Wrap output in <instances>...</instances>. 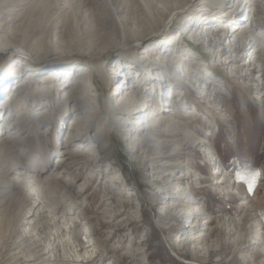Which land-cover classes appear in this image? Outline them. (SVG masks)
<instances>
[{"label": "rangeland", "instance_id": "1", "mask_svg": "<svg viewBox=\"0 0 264 264\" xmlns=\"http://www.w3.org/2000/svg\"><path fill=\"white\" fill-rule=\"evenodd\" d=\"M27 1L22 25L32 26L6 24L0 31V67L14 75L0 100L10 92L14 98L13 84L26 75L21 67L47 64L36 65L45 60L34 56L31 64L21 60L22 38L56 53L47 61L69 58L68 50L99 58L76 59L79 78L71 66L55 82L39 84L47 72H34L28 87L37 89L26 106L12 114L10 102L0 107V137L18 139L0 147V264H263L264 0H211L201 13L193 0L167 29L161 26L190 0ZM0 16V24L12 18ZM213 23L227 31L245 26L244 53L206 46L204 26ZM153 28L162 39L144 46L171 47L161 58L151 53L164 66L153 74L165 89L154 113L150 108L141 121L128 120L116 113L121 101L111 87L118 78L109 76L128 57L114 48ZM254 46L260 50L250 64L241 54ZM132 51L141 60L142 51ZM176 51L179 60L167 64ZM227 56L233 62L223 65ZM142 72V64L132 72L137 85ZM206 78L211 84L204 90ZM141 79V92L156 97L155 82ZM73 87L84 101L79 112ZM167 103L163 134L138 131ZM20 109L26 121L9 125ZM73 133L76 144L66 138Z\"/></svg>", "mask_w": 264, "mask_h": 264}, {"label": "bare ground", "instance_id": "2", "mask_svg": "<svg viewBox=\"0 0 264 264\" xmlns=\"http://www.w3.org/2000/svg\"><path fill=\"white\" fill-rule=\"evenodd\" d=\"M26 0H6L4 1L3 4L0 5V15H10L12 16V18L10 19H6V23L4 24H0V31L3 32L4 31V27L6 24H8V26L10 24H12L13 27H18V26H32L30 25H22V23L25 22L24 17H22V13L25 10V5L28 4V1L26 3H24ZM33 1V0H32ZM211 0H194V5L192 7L197 8V13H201L203 10L205 11L206 9H203L208 5V2H210ZM30 2V1H29ZM200 2V3H199ZM32 3V2H31ZM193 3V0H190L189 3L183 7V8H179L176 9L175 11H173V13L171 14V16L169 17V19L167 20V22L165 24H163V26H161L162 28L167 29L171 23L175 20V17H177L180 13L181 10L185 11V9H187V7ZM195 3L198 5H195ZM221 4V3H219ZM215 5V3H214ZM191 7V8H192ZM219 7V6H218ZM215 9V8H213ZM212 9V10H213ZM26 11V10H25ZM19 12V13H18ZM114 11H112L111 14H113ZM24 14V13H23ZM110 14V15H111ZM196 15V13H194ZM193 14V15H194ZM208 18L210 17H215L216 14L212 13V12H208L207 13ZM191 17V16H190ZM1 18V16H0ZM219 18V17H218ZM29 19V18H27ZM193 20V24L196 25L197 24V20H195V18H192ZM27 23V22H26ZM51 23H55L54 21ZM59 26L61 27L62 25H60V23L58 22ZM227 24V23H226ZM229 24V23H228ZM11 26V27H12ZM52 26V25H51ZM227 25H223L221 23H213V24H206L205 30H204V34L205 36H210L209 38H207V45L209 46V44H211L210 42H212V47L217 45L221 47L220 52H227L228 54L230 53H242L245 49L242 50V46L240 45V42H242L243 45L246 44V42L244 40H242L244 33L245 32V26H243L242 24H232L230 28H232L230 31L224 30L226 29ZM184 27H186V25H184ZM159 29H151L150 32H144L142 33L138 38H136L135 40H133V42H131L130 44H128L125 40H122L121 44H119L117 47L114 48V51H120V56H123L125 54H127L126 56L128 57L124 64V69H122L119 73H117V71H115L116 69H112L110 68V77L112 75H114V79L118 78V81H116V83L112 84L111 90L115 87V93H113V96L115 99L119 98V102L121 103V106L117 108V114H119L120 116H125V118L129 119H134V121H141V119L143 118V114L146 110H149L150 108H154L156 103H160L159 101V96H163V90L165 89V80L161 79V77L159 75L155 76V74H153V72L162 69L164 66L163 65H157L156 64V60H155V56L161 58V56H163V54L166 53L167 49H171L170 46L166 45V47L169 48H165L164 49V45L165 43H161V45H158V48H154V49H148V46L145 47L144 45H148L150 42L151 45H154V47L157 46V44H155L154 42H158L161 41L162 39V35L157 32ZM210 30V32L208 31ZM10 31L13 34L16 33H24V31H16V29H10ZM219 32H223V36L220 38L219 36ZM49 35V34H48ZM47 35V36H48ZM245 36V35H244ZM216 38V39H215ZM248 38V37H247ZM246 38V39H247ZM25 38H22L20 40V50L24 51V56L20 57L21 60L23 62H28L29 64H31L32 62L36 61V59L38 60V58H42V60H45L42 63H36V65H42L44 63H47L46 66L44 65L41 69H34V70H30L28 68H23L22 69V73L24 74L26 72V75H24V77H21V79H19L16 83L13 84L12 88L13 91H15L14 93V98H11V96L9 93V96H7L6 98H2L0 100V107L1 106H7V102H10L12 106L9 107V111L11 112L12 110L16 109L18 106L22 105V108H24L26 106L27 100H29V98L32 96V93L35 91V89H37V87H28L29 84H33L35 81H32L31 78L34 74V72H47L46 73V77L44 80H42L43 82H39V84L42 83H53L57 80V78H61V75L63 74L62 72H60L61 70H64L67 67H71L73 66L74 68H76L77 72L75 73L74 76H76L77 74H80V64H77V62H75L76 59H80L81 57H84V59L88 60L90 63H95V61L99 58V56L93 54V51L90 50H68L65 54V56H69L68 57H63V58H59L62 60H54V61H47L49 60L48 58L56 53H52L51 51H45L44 50V46L36 41V42H28L27 40H23ZM124 42V43H123ZM226 42V44H225ZM224 44V45H223ZM173 46V45H172ZM145 47V48H144ZM55 49V48H54ZM133 50L136 51L134 53L139 54L140 51H142V53H140L141 55V60H139V57H133L129 51ZM158 50V52H157ZM161 50L163 52H161ZM260 49L256 46L253 47V49L251 50L250 53H246V54H241V58L243 59H247V62H249L250 64L252 63V61L255 59L256 53L259 51ZM132 51V52H133ZM157 52V53H156ZM151 53H156L155 56ZM244 53V52H243ZM177 51L175 52L174 55H172L171 57L167 56L166 60H167V64L170 62V60H179L177 59ZM240 55V54H239ZM34 57H36V59H32ZM45 56H48L45 57ZM18 56L14 57V61L17 60ZM227 58L229 59L227 62L224 61L223 65L225 64H230L231 62H233V59L231 58V56H227ZM144 59H146L144 61ZM185 60V59H183ZM39 61V60H38ZM161 62H163V60H160ZM241 61V60H240ZM82 64V63H81ZM138 64V65H137ZM144 65V68L146 70V73H140L137 74V78L139 79V84L143 83V79H141V76H149L148 82H155L156 84V88H155V93L157 94V96H151V94L149 95V90L146 88V91L144 93L141 92V87H139V84L137 85V83L135 82V80H131L133 75L132 72L137 70V67H140V65ZM173 64V63H172ZM222 64V63H221ZM245 65V62L242 63V66ZM122 66V65H121ZM137 66V67H136ZM79 68V70H78ZM120 68V66H119ZM171 68H173L171 66ZM2 68L0 67V95H1V90H4V88L7 87L8 83L10 84L12 81V75L11 73H5L3 72V70H1ZM75 70V69H74ZM20 71V70H19ZM238 71V70H237ZM138 72V71H137ZM141 72V70H140ZM191 72V71H190ZM190 72L187 74H184L186 77H190ZM70 73V72H69ZM193 73V72H192ZM59 75V76H57ZM73 75V74H72ZM196 75V73H195ZM108 76V77H109ZM77 78L80 77V75L76 76ZM109 77V78H110ZM119 78H123L119 82ZM134 78V77H133ZM154 78V80H153ZM165 78V77H164ZM248 78V77H247ZM131 80V81H130ZM167 80V77H166ZM141 81V82H140ZM112 82V79L108 80V85H110V83ZM130 82V83H129ZM210 82L209 80H207V78L205 79V82L203 84V88L205 90V88H208L210 86ZM137 86V87H136ZM142 86H146V84H142ZM30 89V90H29ZM72 99H77L75 105L76 107L74 108L75 112H79L81 111V109H83V105H84V101L82 99H80L79 97H77L76 95L80 92L75 89V87H73L72 89ZM162 92V93H161ZM46 93V92H44ZM124 93V94H123ZM123 95V96H122ZM205 95V94H204ZM34 97L36 98L37 96L34 94ZM47 99H52L50 96H44ZM64 99H68L70 100V92L67 94V96H64ZM22 101V102H21ZM69 102V101H68ZM119 103V104H120ZM123 105V106H122ZM163 106H170L168 103L165 105H162V109L160 111V113L157 115V113H155L157 116L153 117L150 121H146L139 126L138 131L140 132H144V134L146 135L149 132H154L157 133L159 135L163 134V130H160L161 127L164 128V126L166 127L169 123V121L167 120V117L164 116L163 112H167L166 108ZM21 108V107H20ZM21 110V109H20ZM155 108L152 110L153 113L155 112ZM160 109H158L159 111ZM13 112V111H12ZM11 112V114H12ZM152 113V114H153ZM10 114V115H11ZM9 115V116H10ZM12 116V115H11ZM27 116V113L25 110H21V111H17L16 115H14V119H12V121L10 123H8L9 125H16L19 124L22 126V124L26 121L24 120V118ZM70 116V114H69ZM12 117V118H13ZM113 121H115V118L112 117L111 118ZM1 125H3V121H0ZM5 124V123H4ZM72 125L74 126L75 124L72 123ZM128 125L132 126V122ZM130 126V127H131ZM3 129V127L1 128ZM72 129V128H71ZM70 129V130H71ZM133 128H128L127 126V131H129L131 133ZM75 132V131H74ZM77 133V132H76ZM5 135V134H4ZM77 136V135H76ZM74 133L73 134H68L67 141L69 140L70 143L72 142L76 144V141H79V138H77ZM11 139H15L18 140L15 137H11L10 135L5 136V138L3 139L2 137H0V147H6L7 143H9L8 141ZM153 140V139H152ZM67 149H69V147H71L69 145V143L66 145ZM218 183V181H217ZM166 192V191H165ZM159 193H163L162 191H159ZM159 195V194H158ZM154 197V196H153ZM171 198L170 196L167 197V199ZM155 200V199H154ZM107 216V215H106ZM192 241H195V239H193V237L191 238ZM264 264V263H263Z\"/></svg>", "mask_w": 264, "mask_h": 264}]
</instances>
